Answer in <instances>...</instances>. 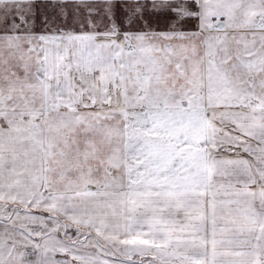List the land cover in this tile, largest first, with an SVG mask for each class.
<instances>
[{
	"label": "snow or ice",
	"instance_id": "obj_1",
	"mask_svg": "<svg viewBox=\"0 0 264 264\" xmlns=\"http://www.w3.org/2000/svg\"><path fill=\"white\" fill-rule=\"evenodd\" d=\"M0 264H264V0H0Z\"/></svg>",
	"mask_w": 264,
	"mask_h": 264
}]
</instances>
